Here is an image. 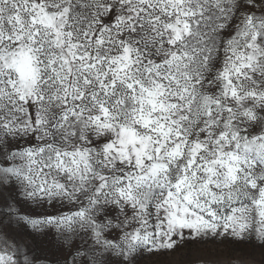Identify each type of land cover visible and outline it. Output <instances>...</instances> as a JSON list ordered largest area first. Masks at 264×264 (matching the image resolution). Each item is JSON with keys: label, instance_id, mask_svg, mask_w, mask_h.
I'll use <instances>...</instances> for the list:
<instances>
[{"label": "snow or ice", "instance_id": "6c2138e0", "mask_svg": "<svg viewBox=\"0 0 264 264\" xmlns=\"http://www.w3.org/2000/svg\"><path fill=\"white\" fill-rule=\"evenodd\" d=\"M0 264H264V0H0Z\"/></svg>", "mask_w": 264, "mask_h": 264}]
</instances>
